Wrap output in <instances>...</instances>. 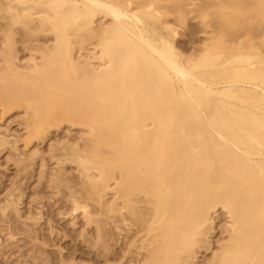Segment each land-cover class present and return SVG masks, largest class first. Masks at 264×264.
<instances>
[{"label": "bare ground", "instance_id": "obj_1", "mask_svg": "<svg viewBox=\"0 0 264 264\" xmlns=\"http://www.w3.org/2000/svg\"><path fill=\"white\" fill-rule=\"evenodd\" d=\"M191 12L212 30L184 53ZM0 107L31 141L78 128L54 156L91 243L103 217L133 264H264V0H0Z\"/></svg>", "mask_w": 264, "mask_h": 264}, {"label": "rangeland", "instance_id": "obj_2", "mask_svg": "<svg viewBox=\"0 0 264 264\" xmlns=\"http://www.w3.org/2000/svg\"><path fill=\"white\" fill-rule=\"evenodd\" d=\"M209 11L211 12V9ZM195 15V12L189 13L185 25L176 28V43L184 53L196 50L201 42L211 35L212 28L202 25L199 18H196ZM167 20L171 23L173 16H168ZM16 39L17 48L20 49V56L23 57L26 52L22 51L25 41L21 30L17 32ZM21 53L25 55H21ZM22 116L25 118V114L24 112L22 113L21 109L13 108V110L6 111L0 107V137L7 138L8 136L9 138L10 135L11 137L13 136L12 138L16 139L14 140L16 141L14 146L17 147V150L14 147L16 151L14 149V151L10 150V146L8 147L7 145L0 148V206L1 204L2 206L7 204V201L12 203V210L11 207H7L9 210L6 208L7 211L4 214L0 212L4 216H0V264H124L125 261V264H130V261L133 264L136 254L135 251L131 250L134 247L130 248V252L135 255L130 252H127L128 257L126 253L124 255V250L128 249L126 243L130 235L125 233L124 236L126 235L125 239L127 240L123 238V232H120L125 228L122 224V226L118 224L119 230L117 232V229L114 228L117 224L114 223V225L113 222L102 217L104 219L102 224H104L105 232L103 227H101V235L103 241L106 240L105 242L102 241L105 244L102 246L100 241L91 243L94 239L96 240L94 227L93 225L87 226L84 223L85 221L83 218L81 219L80 211L70 212L72 209V206H70L72 205L71 198L76 194L72 192H77L78 189V173L73 165L70 163L69 165L66 164V161H61L60 158L63 148L67 147L69 143H74L77 137H80L78 128L66 126L65 124L59 127L58 130L51 129L50 134L40 139V142L38 140L31 141L26 132L23 131L24 124L23 127L21 126L23 122ZM24 132L25 134L23 135ZM61 144L64 147L60 146ZM57 154L60 157L58 159L56 158ZM27 156L29 159H25ZM18 160L20 161L18 162ZM59 161L62 164L59 165ZM62 173H64V176ZM57 176H63L65 179L61 180L62 178H56ZM58 181H62L63 184ZM65 181H68L69 184L68 182L65 183ZM72 189L75 190L73 191ZM69 191L72 194L70 193L69 195ZM10 198L12 200H9ZM109 198L110 195L105 197V200ZM14 204L17 205L13 207ZM14 211L17 214H14ZM217 213L216 231L214 230L212 240L220 238L219 231L224 222L221 211ZM219 224L220 228L218 227ZM82 227H84V231H82ZM86 227L88 228L85 230ZM91 228L92 230H90ZM91 231L94 232V235H92ZM102 232L105 234L103 235ZM91 235L94 237L92 238ZM121 242L125 246H123V250L122 245H120ZM96 245L100 246L98 249L104 247L106 250H98L95 247ZM203 254H198L199 257L195 264H200V261L204 264L208 254L205 253L204 256ZM131 255L132 257L129 258Z\"/></svg>", "mask_w": 264, "mask_h": 264}]
</instances>
